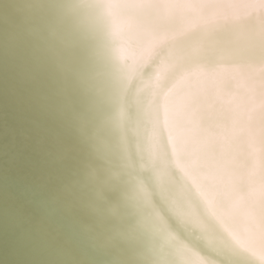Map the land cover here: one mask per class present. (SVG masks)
Returning <instances> with one entry per match:
<instances>
[{"label":"water","instance_id":"water-1","mask_svg":"<svg viewBox=\"0 0 264 264\" xmlns=\"http://www.w3.org/2000/svg\"><path fill=\"white\" fill-rule=\"evenodd\" d=\"M124 1L0 0V264H264L215 208L223 178L209 187L206 164L187 172L173 150L169 98L198 66L226 63L223 48L198 56L206 34L170 0ZM232 59L264 66V53ZM240 95L225 105L242 109Z\"/></svg>","mask_w":264,"mask_h":264},{"label":"bare ground","instance_id":"bare-ground-1","mask_svg":"<svg viewBox=\"0 0 264 264\" xmlns=\"http://www.w3.org/2000/svg\"><path fill=\"white\" fill-rule=\"evenodd\" d=\"M130 1L134 0H125L123 6ZM243 1L244 3L236 2V0H170L171 11H166L175 14L179 10L177 15H182L180 18L189 17L188 15L195 17L192 23L200 24L198 29L207 37L204 38V49L198 50L197 55L205 54L207 46L214 50L220 47L223 49L217 52L223 59H227L226 63H228L239 54L246 56L264 53V50H261L264 47V26L257 24L264 19L254 17L235 20L243 14L251 13L252 16L254 12L264 15V0ZM196 4L199 8H195ZM120 8L123 7L120 6ZM258 8H260L259 11L256 10ZM228 17L231 21L220 19ZM157 23L162 28L171 24L167 19ZM252 24L258 26L245 29ZM123 26L122 24V28ZM231 28L239 29L233 34V38L218 40L220 36H215L220 34L222 29L231 30ZM156 29L159 33L162 32ZM158 45L160 44H157L154 49ZM251 47L253 50H250ZM190 52L187 50L186 54L189 53V55L183 56L177 65L182 63L181 68L188 65L193 55ZM216 63L223 65L212 67L213 64L208 62L198 66L200 72L195 69L186 76L184 79L187 78V80L181 82L182 84L172 92V99L169 98V105L174 104V109L171 110L172 122L179 131L175 135L174 146L172 145L175 160L181 166L189 165L187 172L193 169L203 171L205 169L201 166L206 164L207 177L203 178L200 172L198 175L209 187L217 178H223L224 181L226 177L227 182L222 185V181L216 193L218 198L215 197L217 202L215 208L218 212L229 213L224 219L226 222L233 223L231 225L234 232L233 239L264 260V100L262 99L264 87L261 85L264 78V66L260 68L262 66L258 63H252L257 66L232 68L233 66L220 62L218 58L214 64ZM241 64L246 65L242 62ZM192 66L195 68L193 64L189 67ZM235 74L246 76L242 79L239 76L237 79ZM251 80L253 82H250ZM230 93H234L233 96ZM240 93L243 94L240 95L243 99L246 98V104L235 112L227 105L234 103L236 96ZM227 97H230L228 102ZM221 106H224L226 110L225 119L224 114L221 115ZM203 111L207 113L208 121L205 128L203 123L206 118L200 115ZM246 114H249L247 118H245ZM190 123L196 124L188 126ZM155 132L159 134L160 129L157 128ZM183 132L190 135L181 145L177 135ZM200 134L201 136H198ZM184 148L191 150L184 152L182 150ZM205 155H208L206 161ZM165 157L164 155L163 159ZM212 163L218 169L213 170L210 165ZM169 165L170 163L165 162L162 166ZM163 174L173 175L170 167L164 170ZM207 192L214 196L212 191ZM188 193L191 194V192ZM210 195L206 197L210 198ZM226 200H228L227 203ZM205 205L208 206V199L205 200Z\"/></svg>","mask_w":264,"mask_h":264}]
</instances>
